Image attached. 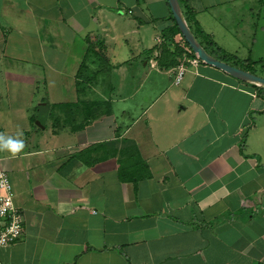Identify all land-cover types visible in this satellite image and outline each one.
<instances>
[{
	"label": "crops",
	"instance_id": "crops-1",
	"mask_svg": "<svg viewBox=\"0 0 264 264\" xmlns=\"http://www.w3.org/2000/svg\"><path fill=\"white\" fill-rule=\"evenodd\" d=\"M178 4L264 60V0ZM171 18L166 0H0V135L24 143L0 151L23 220L0 264H264V94L201 62L174 85L155 59Z\"/></svg>",
	"mask_w": 264,
	"mask_h": 264
},
{
	"label": "trees",
	"instance_id": "trees-1",
	"mask_svg": "<svg viewBox=\"0 0 264 264\" xmlns=\"http://www.w3.org/2000/svg\"><path fill=\"white\" fill-rule=\"evenodd\" d=\"M183 19L188 27V29L190 30V32L192 33V35L194 36V38L197 40V42L200 44V46L203 48V50L210 56H212L213 58L217 59L220 62L226 63L230 66L233 67H237L240 68L244 71L249 72V69L247 68H243V67H239L235 62H240L235 60V57L233 55H228L225 54L224 52L218 50V48H216V46L208 40V38L206 36H204L200 31H198L195 28V23L193 21V17L190 13H188L187 11L183 12ZM172 21V25L168 28H165L162 32H161V42L160 44H158V56L157 58H155L157 60V64L158 67L160 69H170V68H174L178 65L182 54L184 53V49L189 51L186 52V57L187 58H193L194 54L192 53V51L190 50V48L188 47V45L184 42V40L181 38L179 30L176 26V24L174 23L173 19L171 18ZM193 24V25H192ZM179 36V39L176 41L175 37ZM88 50L86 52V57H88L89 54L93 53L94 55L97 54L96 51L92 50V48L95 47L94 44H91L90 42H88ZM94 45V47H93ZM100 45L99 42H96V46ZM258 62H262V61H258ZM243 66H248L250 64V61H246L241 62ZM255 64V63H254ZM97 74L102 72L103 70V66L99 65V62L97 63ZM86 66L84 65V63L81 64L80 68L77 71V76L78 78L81 77V75L84 73V71L86 70ZM96 77V76H95ZM82 84L77 83L76 84V88L78 87V90L80 88ZM259 96H262L264 94V88L261 87H257L255 85H250ZM63 107V106H62ZM97 111H99V109L97 108ZM36 117H32L33 121H36ZM41 124V123H40ZM120 174L123 172L121 170V168L119 169ZM134 181L137 180V178L133 179Z\"/></svg>",
	"mask_w": 264,
	"mask_h": 264
},
{
	"label": "built area",
	"instance_id": "built-area-1",
	"mask_svg": "<svg viewBox=\"0 0 264 264\" xmlns=\"http://www.w3.org/2000/svg\"><path fill=\"white\" fill-rule=\"evenodd\" d=\"M157 44L161 40L157 39ZM184 53L175 68L173 84L178 85L186 72V65L196 66L200 63L197 57L187 58ZM157 55H155L156 57ZM155 65L151 63L153 67ZM22 215L13 204V194L10 182L3 171H0V248L6 247L20 238L22 235Z\"/></svg>",
	"mask_w": 264,
	"mask_h": 264
},
{
	"label": "water",
	"instance_id": "water-1",
	"mask_svg": "<svg viewBox=\"0 0 264 264\" xmlns=\"http://www.w3.org/2000/svg\"><path fill=\"white\" fill-rule=\"evenodd\" d=\"M166 1L170 8L172 19L179 30L181 38L188 45L194 56L197 57L201 63L216 68L226 73L233 79L242 82L244 84L255 85L257 87L264 88V78L252 74L250 72L244 71L240 68L233 67L226 63L220 62L217 59L213 58L212 56L208 55L200 46V44L197 42V40L194 38L190 30L188 29L180 12L178 0H166ZM36 124L38 125V123Z\"/></svg>",
	"mask_w": 264,
	"mask_h": 264
},
{
	"label": "rangeland",
	"instance_id": "rangeland-1",
	"mask_svg": "<svg viewBox=\"0 0 264 264\" xmlns=\"http://www.w3.org/2000/svg\"><path fill=\"white\" fill-rule=\"evenodd\" d=\"M239 67L247 68L249 69V72L252 74H255L259 77L264 78V60L260 63L258 60H252L250 61V64L248 66H243L241 62H235ZM255 63V64H254ZM0 94L2 95V103L0 105H3L4 103V90H0ZM35 116L38 118V121H34V123H41V127H45L47 130L53 129L52 127V119H49L44 115V111H39L38 113H35Z\"/></svg>",
	"mask_w": 264,
	"mask_h": 264
},
{
	"label": "clouds",
	"instance_id": "clouds-1",
	"mask_svg": "<svg viewBox=\"0 0 264 264\" xmlns=\"http://www.w3.org/2000/svg\"><path fill=\"white\" fill-rule=\"evenodd\" d=\"M23 147L24 143L21 139L0 135V151L6 150L8 153L15 156Z\"/></svg>",
	"mask_w": 264,
	"mask_h": 264
}]
</instances>
